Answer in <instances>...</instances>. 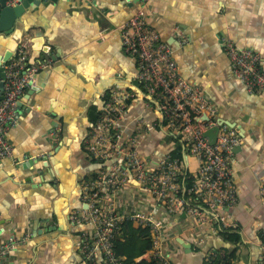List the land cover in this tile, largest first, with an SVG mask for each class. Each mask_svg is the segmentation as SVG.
<instances>
[{"label": "crops", "instance_id": "1", "mask_svg": "<svg viewBox=\"0 0 264 264\" xmlns=\"http://www.w3.org/2000/svg\"><path fill=\"white\" fill-rule=\"evenodd\" d=\"M141 8L138 0L47 2L31 5L12 34L0 33V56L10 51L14 57L21 44L31 64L44 62L48 44L56 56L21 98L8 130L15 158L24 163L19 168L10 159L0 164V245L10 236L26 241L6 264H90L81 253V232L87 226H76L70 216L86 208L84 185L101 168L85 143L93 123L90 111L101 112L113 89L133 96L119 121L122 141L136 135L138 151L151 162L171 156L182 145L183 169L191 180L197 175L198 160L167 130L159 101L138 83V64L123 49L120 27ZM145 9L149 25L170 45L180 76L200 86L217 107V118L241 137L233 164L238 202L226 210L231 230L215 234L186 213L171 214L142 192L133 177L112 200L120 213L143 210L164 224V248L173 264H205L201 251L222 249L233 254V264H264V203L259 194L264 181V94L246 91L222 46L223 39H230L252 50L264 70V0H151ZM60 37L68 44L59 43ZM189 204L203 206L196 200ZM226 232L240 241L229 240ZM150 260L151 251L137 263Z\"/></svg>", "mask_w": 264, "mask_h": 264}, {"label": "built area", "instance_id": "2", "mask_svg": "<svg viewBox=\"0 0 264 264\" xmlns=\"http://www.w3.org/2000/svg\"><path fill=\"white\" fill-rule=\"evenodd\" d=\"M22 0H7L14 7ZM142 8L121 29L122 46L126 54L138 64L137 81L147 94L159 101L160 110L171 135L189 148V153L199 163L197 175L190 187L185 185L183 161L167 156L158 162L147 160L138 151L135 135L122 141L119 121L133 96L126 90L113 89L104 100L101 116L89 127L85 143L92 159L101 165L98 173L84 185L83 202L86 208L73 212L70 219L76 226H87L81 232V253L90 264H125L116 254L115 239L120 225L132 221L136 226L151 231L153 264H172L171 256L164 248L165 227L161 221L143 210L120 213L113 200L114 195L130 177L135 178L141 191L164 204L171 214L186 213L200 227L209 226L215 234L223 229L231 230L226 210L235 206L238 195L234 184V150L240 145L237 131L217 118L218 109L210 102L203 89L182 78L170 45L160 32L147 21L145 6L151 0H138ZM149 12H152L149 9ZM234 76L249 94H264V70L260 56L249 49H241L230 39H223ZM3 67L5 77L0 93V164L12 160L16 168L24 161L15 158L14 148L8 140V130L14 125V110L21 98L32 88L41 70L52 64L29 62L25 44ZM205 114L208 120L199 123L197 118ZM213 128H219L215 143L205 136ZM57 130L52 135H57ZM264 203V181L260 186ZM109 197L108 203L102 202ZM198 201L197 207L189 204ZM218 224V226H217ZM26 241L14 236L0 245V264H6L10 254ZM264 263V235H263ZM217 251L206 255V264H212Z\"/></svg>", "mask_w": 264, "mask_h": 264}, {"label": "trees", "instance_id": "3", "mask_svg": "<svg viewBox=\"0 0 264 264\" xmlns=\"http://www.w3.org/2000/svg\"><path fill=\"white\" fill-rule=\"evenodd\" d=\"M15 58L16 56L13 57V59ZM101 114L102 113L97 111L96 108L91 109L90 115L92 122H96ZM182 149L183 146L179 145L171 154V157L182 158L184 155ZM186 149L187 154H189V148L186 147ZM183 173L184 174L181 177V181L185 180V185L187 187H190L192 182L190 174L189 172L186 173L185 169H183ZM223 231L221 232V234H224ZM229 234V232H226V235ZM228 239L233 242L240 241V237L238 235H236L235 237V239L237 240H233L231 234ZM114 244L116 254L124 259L125 264H153L151 260L137 263V259L150 252L153 248L151 231L148 227L136 226L132 221H124L117 231V236ZM233 260V254H229L226 249H222L217 250V255L213 258L212 264H233Z\"/></svg>", "mask_w": 264, "mask_h": 264}, {"label": "water", "instance_id": "4", "mask_svg": "<svg viewBox=\"0 0 264 264\" xmlns=\"http://www.w3.org/2000/svg\"><path fill=\"white\" fill-rule=\"evenodd\" d=\"M58 1L59 0H22L16 6L11 7V6L7 5V0H0V33H6L8 35L12 34L15 31L16 26L18 25L17 24L18 19H20L25 14L26 10L28 8H30L31 5L40 6L42 3H47V2H51V3L56 4V3H58ZM57 41L63 45L68 44V41L66 39L61 38V37L58 38ZM51 47H52V45L48 44V46L43 48L44 57L46 58L43 60L44 62L49 61V59H52L54 61L56 58V56H52L50 54ZM12 57H13V53L10 51L7 52L4 56H0V77H1V79H3L5 77V72H4L3 67ZM3 86H4V82L1 80V82H0V93L1 94L3 92ZM23 102L24 101H22V103ZM19 105L20 104L18 103L17 106H19ZM103 106H104V101L102 103L101 111L103 110ZM206 120H208V117L205 114H203L197 118V121L199 123H203V121H206ZM225 124H227V123L225 122ZM227 125H229V124H227ZM218 132H219V128H213V129L208 130L205 133V136L208 137L212 141V143H215L217 140ZM237 147L235 148L234 152L236 151ZM31 163L33 164V162H31ZM185 246H186V249L188 250V252L190 254H192L193 250H192L191 246H189V245H185ZM207 253L201 251L200 252V258L202 260H204ZM99 261H102L101 256L99 257ZM171 261L173 264L172 258H171Z\"/></svg>", "mask_w": 264, "mask_h": 264}]
</instances>
